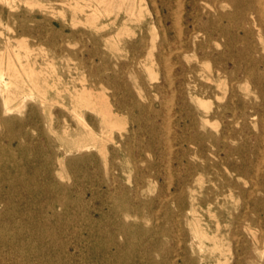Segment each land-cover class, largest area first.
<instances>
[{
  "label": "rangeland",
  "instance_id": "374dc122",
  "mask_svg": "<svg viewBox=\"0 0 264 264\" xmlns=\"http://www.w3.org/2000/svg\"><path fill=\"white\" fill-rule=\"evenodd\" d=\"M7 2L0 1V52L11 38V50L47 85L49 105L34 96L0 113V178L20 177L11 189L0 181V264H264V62H251L264 59V23L256 11L242 19L229 0L198 1L199 25L230 29L234 56L252 65L257 79L237 82L235 121L229 113L212 116L227 105L235 81L208 80L222 64L231 71V36L212 44L203 62L200 50H179L174 30L170 45L152 49L163 33L150 24V0L141 8L139 0H112L111 7L97 0ZM22 26L26 33L16 34ZM175 51L183 52L179 60ZM74 87H87L113 109L130 102L127 87L145 111L124 110L111 140L100 107H78L88 129L105 139L82 149L75 143L87 128L73 111ZM141 115L152 122L135 124ZM193 217L212 240L201 245Z\"/></svg>",
  "mask_w": 264,
  "mask_h": 264
},
{
  "label": "bare ground",
  "instance_id": "6f19581e",
  "mask_svg": "<svg viewBox=\"0 0 264 264\" xmlns=\"http://www.w3.org/2000/svg\"><path fill=\"white\" fill-rule=\"evenodd\" d=\"M0 1L3 4H6V5L8 4L7 2L8 0H0ZM97 1L102 4H107L109 5V7H111L112 5L111 3L112 0H97ZM121 1L125 2V0H121ZM139 1H140V8H141L143 7V1L145 0H139ZM198 1L199 0H183V1L181 0H160L159 1L160 5H158L157 4L158 2L156 0H150V2L152 3L154 7L153 9L154 18L153 20L150 21V24L159 25L163 33L162 43H160L159 45L152 46V49L157 47L162 50L163 47L170 45V42L168 40V32L174 30V32L178 33V39H179V42L181 43L179 50L192 49V48L195 49L196 51L200 50L202 52L201 58H202V61L204 62L207 60L209 61L211 58L210 57L211 52L209 49L212 47V44L218 45V43L220 42V39L225 38L226 36H231L232 38L230 29H225L221 26L209 27V25L207 24L199 25V22H197V17L199 15L198 14V11H199ZM229 1L234 7L238 8L240 17L242 19L246 18V12H247L246 10L253 9L256 11L258 19L262 21V23H264V0H229ZM186 6L188 7V9H183ZM162 9L166 10L168 14L163 15L161 13ZM130 11L131 13H135V6H133ZM226 17H231V16L227 15ZM183 20L188 25H185V27L181 29L180 22ZM166 21H170L172 23L170 27L166 26L165 24ZM213 24L216 25L217 22L215 23L213 21ZM14 30L16 34L20 35L22 33H26V26H22ZM199 36L203 38L202 41H197L199 39ZM16 40L18 41L19 44L23 45L24 40L22 39L19 40L18 38H16ZM233 45H234L233 38L230 41L228 40L225 45L226 49H229V50L231 49L230 52L228 51L229 55H227V58H226V61L230 62L232 65L231 71L230 72L228 71V64H224V65L222 64L219 67H217L216 70L212 72L213 75L208 77V80H213L215 77L221 80L224 76H226L227 78L229 77L230 79H232V81H235L234 84H232L231 95L227 99V103H226L227 105L219 106L218 109L212 114V116L223 120L226 117L225 113H229L231 114L232 118L236 121L240 116L238 114V111L236 110V107L232 105L231 103H234L239 98V96L237 95V91H236L237 82L241 83L242 81H244L245 84L247 85L250 82L256 81L257 79L254 77L252 65L245 64L244 66H241L242 64L238 62V59L234 56L235 54L233 52V48H234ZM5 49H6L5 52H0V113L11 114L15 110H20L25 106L26 98L34 97V96L35 97L37 96L40 102V105L46 108L47 105H49V101L47 98L48 90H47V85L45 84V82L44 84L43 82L40 83L39 82L40 77L38 76V73L35 71V68L31 66L29 63L26 65V63H24L21 60L20 54L11 50V38L7 39ZM152 49L149 51V55H153ZM225 54L226 52L221 53L220 55L224 56ZM172 55L177 60H179L181 56L183 55V52L180 53L179 51L178 52L175 51L174 54ZM157 56H158V60H160L162 63L165 62L166 58H168L167 54L164 53L163 51H160L159 55ZM251 62L252 63H255V62L263 63L264 59H260L257 61L253 60ZM239 74H241L242 77H239ZM168 78L167 80L169 81ZM170 84H172V79H171ZM206 88L207 87H204V89L202 90L203 93L206 92ZM242 88L245 89L246 92H248V88H244L241 86L240 89ZM125 89L127 91L128 96L131 98V100L128 104H125L122 101L117 102L115 105L116 107L115 109H113V106L108 103L98 101L95 98L93 99L92 94L89 93V89L87 87H83L81 89L74 87L73 91L65 89L67 91H70L71 96L73 97V100L75 103V107L73 111L75 112L76 116L79 119H81L82 124L87 128V134H86L87 138L85 139L83 138L82 141L75 143V146H78L82 149L83 148L89 149L91 146H97L99 141H101L102 143L105 142V139H103V137L97 136L93 132L92 129H88L87 124L82 120L83 115L80 113L78 107L98 105L100 107V112L103 117V124H104L103 132H105L107 136L111 138V140H114L112 138V132L114 131V129L116 128L119 129L120 127V117H121V113L124 110H127V112H130L133 109H138L139 111H142V112L145 111L142 104L135 99V96L131 93V90H129L127 87ZM57 93L61 94V91H57ZM191 93L198 94L197 92H195V90L192 91ZM246 94L249 95L248 93ZM196 100L202 106L207 105L204 102L203 98L197 97ZM245 107H247V105H245ZM168 113L169 112H167V114ZM209 117L210 116L207 115V116H204V118H202V122H201L202 125L210 122ZM146 120L147 122L148 121L150 123L152 122L150 121L149 118L148 119L143 118V115L135 119L134 122L135 124H140L141 121H146ZM194 123L196 124V121H192V124ZM0 125H1V120H0ZM152 126L153 124H150L148 128L150 129L152 128ZM68 132H69V129L65 128L64 133L67 134ZM133 133L135 135L137 133V130L134 129ZM213 147H215L216 150L219 149L216 143L213 144ZM124 149L125 148L123 147L122 151H124ZM106 155H107V151L104 150L103 156L105 157ZM10 165H12V163ZM52 171H53V167L51 166L49 170V174H50L49 176L51 180H53ZM113 171L114 169H112V172ZM3 180L5 183H8V186L11 189L12 183L16 180H20V177H17L15 179V177L12 176L11 174L10 175L6 174V175H2V177L0 178V181H3ZM211 181L214 182L213 179ZM10 189L5 193L8 196V199H10V196H11ZM192 198L194 200V197ZM210 205H211V202L207 203L208 212L211 211ZM192 220L194 224L193 231L195 235L199 238L200 243H202L201 245H203L202 241L204 240H207V239L212 240L209 234L200 225L199 223L200 221L196 217H193ZM219 230H220V224L218 222L217 232ZM214 248L220 249L221 246L220 244L215 242Z\"/></svg>",
  "mask_w": 264,
  "mask_h": 264
}]
</instances>
